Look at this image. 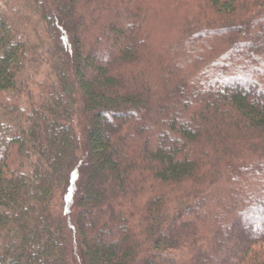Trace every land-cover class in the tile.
I'll return each instance as SVG.
<instances>
[{"label":"trees","instance_id":"16d2710c","mask_svg":"<svg viewBox=\"0 0 264 264\" xmlns=\"http://www.w3.org/2000/svg\"><path fill=\"white\" fill-rule=\"evenodd\" d=\"M28 2L40 44L0 0V264H264V0Z\"/></svg>","mask_w":264,"mask_h":264},{"label":"rangeland","instance_id":"374dc122","mask_svg":"<svg viewBox=\"0 0 264 264\" xmlns=\"http://www.w3.org/2000/svg\"><path fill=\"white\" fill-rule=\"evenodd\" d=\"M15 8L18 9L19 11V15L21 16V21H23V27L24 29L28 32V35L32 41L33 44H40L43 43L44 40V26L43 23L38 19L37 16H33V12L31 10L30 7V2H28V0H15ZM169 0H164L163 4L165 6L169 5L168 4ZM162 4V6L160 7L159 10H161V12H164V5ZM160 6V4H159ZM168 10H170L169 8H167ZM174 12H171L169 15H165V20H157L155 21V30L157 32V36H159L160 40H164L165 38H167V40L169 41V45L173 46L174 49L178 50V52H180L181 54H184V50H183V46L180 44V42L176 39L175 37V33L178 30V26L176 24L177 20L176 17L172 14ZM172 14V16H171ZM155 19V17H154ZM166 42V41H165ZM167 43V42H166ZM208 44L210 45V42H208ZM165 46H161V49L166 50ZM168 47V46H167ZM186 57V63L183 62L180 63L178 61V65H179V69L182 70L184 73H187V75H191L192 72V66L188 63L190 59L187 58V55L185 54ZM256 182V181H255ZM253 185H256V183H252ZM258 184V183H257Z\"/></svg>","mask_w":264,"mask_h":264}]
</instances>
